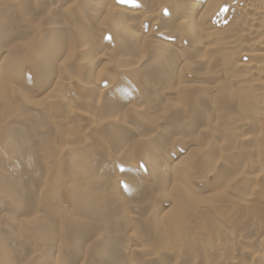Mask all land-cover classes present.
I'll return each instance as SVG.
<instances>
[{
  "label": "bare ground",
  "instance_id": "6f19581e",
  "mask_svg": "<svg viewBox=\"0 0 264 264\" xmlns=\"http://www.w3.org/2000/svg\"><path fill=\"white\" fill-rule=\"evenodd\" d=\"M0 264H264V0H0Z\"/></svg>",
  "mask_w": 264,
  "mask_h": 264
},
{
  "label": "snow or ice",
  "instance_id": "6c2138e0",
  "mask_svg": "<svg viewBox=\"0 0 264 264\" xmlns=\"http://www.w3.org/2000/svg\"><path fill=\"white\" fill-rule=\"evenodd\" d=\"M165 15H167V11L165 12Z\"/></svg>",
  "mask_w": 264,
  "mask_h": 264
},
{
  "label": "rangeland",
  "instance_id": "374dc122",
  "mask_svg": "<svg viewBox=\"0 0 264 264\" xmlns=\"http://www.w3.org/2000/svg\"><path fill=\"white\" fill-rule=\"evenodd\" d=\"M187 153H184V155H186Z\"/></svg>",
  "mask_w": 264,
  "mask_h": 264
}]
</instances>
